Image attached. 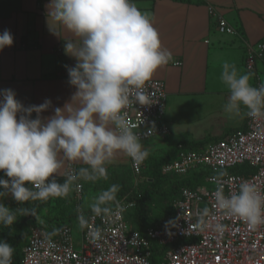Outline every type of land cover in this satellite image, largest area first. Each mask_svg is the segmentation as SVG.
Instances as JSON below:
<instances>
[{
    "label": "clouds",
    "instance_id": "9594fccd",
    "mask_svg": "<svg viewBox=\"0 0 264 264\" xmlns=\"http://www.w3.org/2000/svg\"><path fill=\"white\" fill-rule=\"evenodd\" d=\"M48 7L49 16L74 37L65 39L64 50L77 61L73 67L65 66L69 84L76 91L51 117L42 118L51 100L25 107L14 90H0V171L10 178H0V200L10 194L20 204L65 197L80 179H107L106 165L116 152L135 162L145 160L148 150L130 127L125 109L133 102L153 104L145 85L172 60L149 15L133 0H50ZM13 42L10 30L5 29L0 34V51ZM222 69L221 80L230 90L225 112L239 115L243 106L247 116L264 118V83L253 87L251 74H239L236 65L227 61ZM65 161L87 166L62 173ZM54 174L65 177L64 183H58ZM80 187L76 184V190ZM118 190L113 184L95 197L90 205L94 215L110 214L107 205L115 200ZM214 199L223 215L238 216L253 228L264 225V192L257 185L243 181L239 192L229 196L217 188ZM18 212L29 214L26 208L13 210L0 203V225L11 227ZM208 217L207 208L199 212L198 226L222 233L224 225ZM77 219L82 229L87 226L84 215ZM58 231L54 229L51 235ZM88 235L94 244L102 238L99 228ZM13 252L11 244L0 240V264H12Z\"/></svg>",
    "mask_w": 264,
    "mask_h": 264
},
{
    "label": "crops",
    "instance_id": "0c3cea01",
    "mask_svg": "<svg viewBox=\"0 0 264 264\" xmlns=\"http://www.w3.org/2000/svg\"><path fill=\"white\" fill-rule=\"evenodd\" d=\"M133 2L149 15L163 47L172 53V60L152 78L165 84L163 122L170 132L166 137L143 141L149 155L161 156L183 142L220 139L243 130L247 109L241 106L239 115L224 110L230 90L221 80L222 66L225 61L235 64L239 74H251L249 83L253 87L260 86L256 75L245 69L244 61L245 43L264 40V0ZM49 4L50 0H0V34L7 29L14 37L13 45L0 51V90H14L25 107L51 100L42 118L51 117L54 109L62 108L76 91L69 84L65 66L73 67L77 61L64 50L65 39L74 37L49 16ZM208 4L217 7L236 35L216 31ZM68 163L84 165L65 161L62 173ZM126 163L128 156L116 152L106 167ZM54 176L57 182L65 181L58 174Z\"/></svg>",
    "mask_w": 264,
    "mask_h": 264
},
{
    "label": "built area",
    "instance_id": "2783aa9c",
    "mask_svg": "<svg viewBox=\"0 0 264 264\" xmlns=\"http://www.w3.org/2000/svg\"><path fill=\"white\" fill-rule=\"evenodd\" d=\"M207 11L217 32L237 34L215 5L208 4ZM244 64L248 72L256 75L260 85L264 79V40L245 43ZM145 89L153 104L141 106L133 102L125 109L127 121L141 143L153 137H166L170 132L162 120L167 97L164 82L151 79ZM128 161L136 183L142 181L146 160L135 162L128 157ZM239 165L250 169L241 173L225 172ZM201 169L219 171L223 175L205 177L212 188L183 187L180 197L173 202L172 213L143 231L134 229L125 218V212L134 206V200L126 197L118 200L108 215L84 213L80 206L83 185L80 180L74 182L77 213L88 220L87 226L81 228L80 248L74 247L70 224L59 226L55 235L33 228L21 248L20 264H153L154 245L163 248L161 264H264V225L253 228L238 216L223 215L216 209L214 199L217 188H222L224 195L229 196L239 192L243 181L257 185L264 192V118L253 119L246 114L243 130L198 149L181 151L161 167L164 173L179 176ZM78 170L76 163H68L63 173ZM1 175L10 180L3 172ZM76 184L81 185L79 190H76ZM8 196L12 202L19 203L10 194ZM205 208L209 210L207 219L224 225L222 233L198 226V213ZM170 221L174 223L169 224ZM95 228L101 229L102 238L94 244L88 233Z\"/></svg>",
    "mask_w": 264,
    "mask_h": 264
},
{
    "label": "trees",
    "instance_id": "16d2710c",
    "mask_svg": "<svg viewBox=\"0 0 264 264\" xmlns=\"http://www.w3.org/2000/svg\"><path fill=\"white\" fill-rule=\"evenodd\" d=\"M221 139V138H220ZM219 139H214L213 141H217ZM211 140L206 139L199 142H187L181 143V147L175 146L165 154L161 156H150L148 155L146 160V169L143 172V180L131 184L128 179L120 178L116 180V185L119 186V190L116 193V198L114 201L110 202V209H113L118 200L126 197L128 200H134L135 204L132 208L126 210L125 218L129 222L133 223L134 229L138 231H143L146 227L155 224L160 219L169 216L172 213V205L173 202L180 197V192L183 187H188L191 189H197L200 185L204 184L205 177L207 176L208 170L201 169L198 171H193L188 173L185 176H179L172 173H164L161 170L163 163L170 161L176 158L181 151L198 149L200 147L205 146ZM150 157V158H149ZM150 160V163L148 161ZM78 169L81 167H86L87 165L77 164ZM118 166V165H117ZM117 166H108V167H117ZM129 166V163H128ZM130 169V166H129ZM246 169H250L246 165H239L227 169L228 173H241ZM131 171V169H130ZM132 173V171H131ZM133 174V173H132ZM0 177L1 176L0 173ZM80 182L83 185L82 195L86 191V184L90 181H85L80 179ZM26 186L29 187V184L26 182ZM72 191L74 194V184L72 185ZM57 198L52 197L47 201H29L24 204L14 203L11 200L13 210L18 208H26L29 212L27 215H22L19 212L17 213V220L11 227H4L0 225V240H4L11 244L14 248L13 256H12V264H20L21 261V248L27 242V235H29V226H37V218L36 214L39 212L40 203H47L51 201V199ZM82 200V199H81ZM156 201L167 206V210L165 211L162 218L156 220L153 223H143L146 220V213L151 211L153 207L156 205ZM73 203V212L70 215H67V221L65 222H56V217L47 220V232L52 233L54 229H57L59 226L63 224H71L73 220H77V208H76V200L75 197L72 199ZM158 207L159 206L158 204ZM85 213L92 212L91 209H84ZM60 216V215H59ZM58 219V218H57ZM56 223V224H55ZM130 224V223H129ZM131 225V224H130ZM163 248L157 245L153 247V256L152 263L158 264L160 257L162 256ZM155 256V257H154ZM158 259V261H157Z\"/></svg>",
    "mask_w": 264,
    "mask_h": 264
},
{
    "label": "rangeland",
    "instance_id": "374dc122",
    "mask_svg": "<svg viewBox=\"0 0 264 264\" xmlns=\"http://www.w3.org/2000/svg\"><path fill=\"white\" fill-rule=\"evenodd\" d=\"M210 142H213V140H211ZM148 163H150V160L148 161ZM106 171H107V179H99L97 181H90L89 183L86 184V191L82 195V200L80 201V206L83 212H84V209H91L90 205L94 202L95 197H97L102 191L107 190L113 184L116 185V180L120 178H125V179H128L131 184L136 183V177L131 173L128 163L120 164L117 167H106ZM225 172L227 171L225 170ZM219 173L221 172L208 170L207 175H217ZM58 183H64V182H58ZM203 187L212 188L213 185L205 180L204 184L200 185L198 188H203ZM2 190L3 189H0V191ZM73 197H74V194H73V191L71 190L69 194L65 197H57V198L51 199V201L47 203H40L39 212L36 214L37 224L40 225V227L30 225L29 230L33 228H40V229L46 230L47 220L51 218H55V217H56V222L67 221V218H68L67 215H70V213L73 212V203H72ZM0 203H3L5 206L9 208H12V203H11L9 196H6L2 200H0ZM158 204L161 207H158ZM166 207L167 206H164L163 204L156 201V205L153 207V209L149 211L148 213H146V220L143 223H153L156 220L162 218L165 211L167 210ZM129 223L131 224L132 227L135 226L133 223L130 222V219H129ZM70 225L73 228L72 235H73V240H74V247L78 249L80 248L81 241H82L81 227L79 226V223L77 220H73ZM161 263H162V256L160 257V260L158 261V264H161Z\"/></svg>",
    "mask_w": 264,
    "mask_h": 264
}]
</instances>
